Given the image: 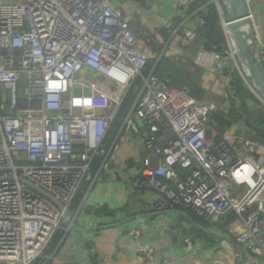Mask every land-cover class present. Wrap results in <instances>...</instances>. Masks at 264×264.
Instances as JSON below:
<instances>
[{
  "label": "built area",
  "instance_id": "built-area-1",
  "mask_svg": "<svg viewBox=\"0 0 264 264\" xmlns=\"http://www.w3.org/2000/svg\"><path fill=\"white\" fill-rule=\"evenodd\" d=\"M246 1L251 15V2L260 0ZM128 2L153 19V0H0V264H32L55 234L61 242L73 227L75 195L114 177L115 150L132 133L142 135L143 144L133 188L155 190L157 210L180 206L210 222L233 213L243 227L234 242L264 255V145L242 133L232 142L216 139L209 121L224 105L160 78L155 67L163 49L144 73L147 55L139 47L152 36L136 14H125ZM208 3L216 8L225 43L207 48L199 37L202 5L194 10L195 22L183 20L172 29L182 53L177 60L216 77L221 97L230 96L238 114L239 74L253 96L246 107L256 112L264 99L238 66L242 57L218 0ZM253 54L264 71V41L257 37ZM136 80L135 97L106 144ZM101 208L95 204L90 212ZM115 213L126 219L113 210L106 221Z\"/></svg>",
  "mask_w": 264,
  "mask_h": 264
},
{
  "label": "crops",
  "instance_id": "crops-1",
  "mask_svg": "<svg viewBox=\"0 0 264 264\" xmlns=\"http://www.w3.org/2000/svg\"><path fill=\"white\" fill-rule=\"evenodd\" d=\"M153 1V19L146 18L141 6L135 3H123L122 8L128 16L136 14L144 31L151 34L153 49L146 40L141 41L139 48L153 65L159 50L163 49L162 59L155 67L158 76L168 78L174 86L187 87L202 100L215 93L220 95L216 77L178 62L177 57L182 54L178 37L170 36L172 29L183 20L191 24L197 20L194 10L190 9L194 0L182 6L175 5V0ZM250 6L255 35L264 41V0L252 1ZM194 52L195 49L191 54ZM165 62L172 67L162 68ZM245 99L248 97L242 100ZM242 103L246 106L245 101ZM209 125L214 129L210 121ZM243 127L240 129L235 125L223 135L230 142L233 135L241 133L251 139L259 134L254 127L262 130L264 123L251 122L248 125L244 120ZM140 130H144L143 126ZM116 133H111L110 141ZM141 138L142 135L132 133L118 143L114 177L106 176L89 189L85 186L80 190V196L75 203L72 202L73 227L61 242V235H58L55 244L46 247L42 256L32 264H264V255L256 257L234 242L235 235L243 227L233 213L210 222L180 206L157 210L154 207L155 190L133 188L131 183L137 181L139 160L143 155ZM95 204L102 205L101 211L91 214V207ZM113 210L129 221L121 220L115 213L112 222H107Z\"/></svg>",
  "mask_w": 264,
  "mask_h": 264
},
{
  "label": "trees",
  "instance_id": "trees-1",
  "mask_svg": "<svg viewBox=\"0 0 264 264\" xmlns=\"http://www.w3.org/2000/svg\"><path fill=\"white\" fill-rule=\"evenodd\" d=\"M208 1L209 0H194V2L191 4V8H190V9L196 10L200 6L206 5L205 13L203 15V23H201L200 25H197V30H198L199 37L204 41V45L207 48H209L213 44H224L225 43L224 33H223L222 27L218 21V15L216 12V8L212 4H209ZM195 16L198 17L197 15H195ZM148 43H149L148 44L149 47H151L153 49L154 44H152L151 41H149ZM157 48H158V46H157ZM160 59H162V57ZM151 65H153L152 60L148 58L146 60L145 66H144V70H143L144 73L149 71ZM252 81H253V79H252ZM237 82H238V80H237ZM139 85H140V81L136 80L131 85V87L128 89V91L126 92L125 97L123 98V101H122V103L118 109L117 115L115 116V118L113 120L111 133L118 131L120 124H121V118L127 113L129 105H130L131 101L133 100V98L135 97V93H136V90L139 87ZM191 94L193 96H195L192 92H191ZM244 101H246V100H244ZM242 104L245 105V103H242ZM246 111H247V119H245V121H246V123H248V125L251 122H256V123H260V124L264 123V112H263L264 110L259 109L256 112H252L246 107ZM223 113L225 114V116H223L222 112L220 111V114L219 113L213 114L210 117V123L213 125L214 130L216 132V139H220L221 137L224 136L223 135L224 133H227V132H229V130H232L235 126L234 122L238 121V119H239V114L235 109L230 108L228 111H225ZM254 131L256 133H259V134H257L256 137H252L251 139L261 143L262 140L264 139V130L263 129L258 130V129H255V127H254ZM109 140H110V138L106 141V144L109 143ZM263 142H264V140H263ZM95 170H96V166L94 165L93 171H95ZM84 187H82V188H84ZM80 194H81V191H78V193L75 195L72 202L75 203V201L78 199ZM57 236L58 235L55 234L52 237L51 241L48 244L49 246L47 245L48 248L50 246H53V244H55V242L58 239Z\"/></svg>",
  "mask_w": 264,
  "mask_h": 264
},
{
  "label": "water",
  "instance_id": "water-1",
  "mask_svg": "<svg viewBox=\"0 0 264 264\" xmlns=\"http://www.w3.org/2000/svg\"><path fill=\"white\" fill-rule=\"evenodd\" d=\"M218 5L225 23V30L230 33L232 41L243 58L244 64L250 73L256 89L264 99V71L253 54L256 41L254 25L246 0H218ZM43 195L51 199L59 208L62 206L47 192L38 189ZM67 213H64V221L67 222ZM129 221V219H125ZM75 229H81L74 226Z\"/></svg>",
  "mask_w": 264,
  "mask_h": 264
},
{
  "label": "rangeland",
  "instance_id": "rangeland-1",
  "mask_svg": "<svg viewBox=\"0 0 264 264\" xmlns=\"http://www.w3.org/2000/svg\"><path fill=\"white\" fill-rule=\"evenodd\" d=\"M238 66L239 68L241 69V72L244 74V77L246 78V80L249 82V84H251L252 86L256 87L254 82L252 81V78H251V75L250 73L248 72L245 64L243 63L244 61L242 60V58H238ZM167 63V65H166ZM165 69L167 67H172L169 65V62H165L163 67ZM235 76L239 79L238 82L237 80L235 81V84H236V95L242 100L244 99L246 96L248 97V99H253V96L249 93V91L246 89V84L243 82V80L241 79V77L239 76V74H235ZM163 78H166V77H163ZM172 82V81H170ZM172 85L174 84L173 82L171 83ZM245 85V86H244ZM174 86V85H173ZM227 94V93H225ZM221 93L220 95L215 93V95H210L208 96V99H212L214 100L215 102L217 101V103H220L221 105H224L225 108H220L219 109V114H220V111L222 112L223 116H225V114L223 112L225 111H228L230 108L232 109H235L233 107V105L231 104L230 102V96H228L227 98L226 97H221ZM197 97V96H196ZM198 99H202V98H199L197 97ZM246 100V99H245ZM244 101V100H242ZM261 109L263 110L264 107H261ZM239 119L238 121L234 122L235 125H237L239 128L243 129V122L245 119H247V111H246V106L245 105H242V107L239 108ZM252 112H255V111H252Z\"/></svg>",
  "mask_w": 264,
  "mask_h": 264
}]
</instances>
